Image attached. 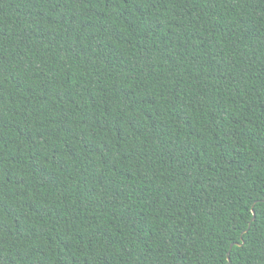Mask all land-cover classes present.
<instances>
[{
    "label": "trees",
    "instance_id": "16d2710c",
    "mask_svg": "<svg viewBox=\"0 0 264 264\" xmlns=\"http://www.w3.org/2000/svg\"><path fill=\"white\" fill-rule=\"evenodd\" d=\"M228 259L264 264V0H0V264Z\"/></svg>",
    "mask_w": 264,
    "mask_h": 264
},
{
    "label": "water",
    "instance_id": "95a60500",
    "mask_svg": "<svg viewBox=\"0 0 264 264\" xmlns=\"http://www.w3.org/2000/svg\"><path fill=\"white\" fill-rule=\"evenodd\" d=\"M254 220V211L252 210V219H251V221H253ZM227 264H229V259H228V263Z\"/></svg>",
    "mask_w": 264,
    "mask_h": 264
}]
</instances>
